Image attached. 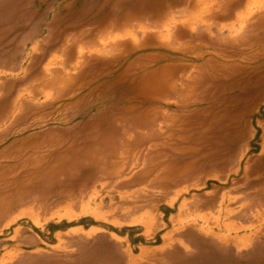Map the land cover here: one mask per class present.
I'll list each match as a JSON object with an SVG mask.
<instances>
[{
	"label": "rangeland",
	"instance_id": "obj_1",
	"mask_svg": "<svg viewBox=\"0 0 264 264\" xmlns=\"http://www.w3.org/2000/svg\"><path fill=\"white\" fill-rule=\"evenodd\" d=\"M248 1L0 0V264H170L201 239L210 264H264V25ZM158 71L184 89L144 102ZM186 94L152 163L144 146L118 176L78 163L30 184L103 111L176 113ZM124 123L118 141L140 139Z\"/></svg>",
	"mask_w": 264,
	"mask_h": 264
},
{
	"label": "bare ground",
	"instance_id": "obj_2",
	"mask_svg": "<svg viewBox=\"0 0 264 264\" xmlns=\"http://www.w3.org/2000/svg\"><path fill=\"white\" fill-rule=\"evenodd\" d=\"M261 1L260 0H253L251 3H249V1H248L247 5H246V10H247L248 15L253 14L254 12L252 11L251 7H252V5H255L257 7V10H258V12H257L258 16L256 19L260 20L264 25V15H261L264 12V2H261ZM141 5H143V4L141 3ZM143 7H144V5H143ZM144 8L146 9V6ZM201 10H203V9H201ZM128 19H130V18H128ZM163 25H165V23ZM112 35H113V33H112ZM236 40H237V38H236ZM83 54L84 53L81 52L80 56ZM93 55H100L102 57L103 56L104 57L110 56L109 52L105 51L104 49L98 50V51H91L88 57L92 58ZM80 63H83V61L78 62L75 66L79 65ZM162 67H165V66H162ZM163 71L162 72L158 71V73H153L152 75H150L147 78V80L145 79L146 81L143 82L142 87L139 88L140 92L147 93L146 95L142 96V99L144 102L155 101V102L166 103L167 100L169 98H171L172 96H174L175 93L180 92L184 89V86L182 84H179L172 79V77H173L172 71H166V72H163ZM56 74H59V72ZM98 77L99 76L97 74H93L91 76L90 80L88 79L89 81L87 82V85H89L93 81L97 80ZM41 79H42V77H41ZM72 79L73 78L70 74L64 73L62 79L60 78L58 81L61 82L62 85L67 86L68 84L71 83ZM44 84H46V83H44ZM113 84L111 83V85H113ZM58 85H60V84H58ZM111 85H109L108 87H110ZM53 86H55V85L53 84ZM192 87L193 86H189V89H191ZM138 99H140V98H138ZM188 103H189V94H186V96L183 97L180 100V102L178 103V110L176 111V113H169L167 111H164V110L156 107L155 105H152V106H150L146 109H142V110H138L137 107H135V105H134V106H129V108H125V109H121V110L115 108L116 111H113V112L103 111L95 119L93 125L91 126L92 128L89 130L87 136H85V139L81 140V144L83 142L84 143L82 145L81 144L79 145L77 143H73V145H71L66 151H64V153L60 154L54 160L52 165H50L49 167L44 169L42 172H39L38 174H36V176L32 177L29 180L30 184H31V182L34 183L35 180H38L39 182H41L43 184V182H45L47 179L60 176L64 172H67L66 170L72 169L75 166V164H78V163L89 164L90 162H92V164H94L96 166V168H98L101 172L105 173V175H107L109 177L118 176L124 170V165H125L124 164L122 166L121 164H119V162L127 159L131 152L138 151L141 148H143L144 146H148L146 148V150H147L146 161L152 163L155 159H158L161 156V151H159L157 153L156 149H158V147H159V149L162 150V148L165 147V142L160 141L162 134L165 135V133L163 131H165V129H166V131L169 133V136H171L172 131H174L173 128L183 126L184 121H182L181 118H179V115H180L179 113L180 112H186V108L188 106ZM137 105H138V102H137ZM124 122H126V123L129 122L130 125L133 127V129L136 132L142 134L140 139H133L132 138L133 136L127 135L124 138L122 137V139L120 141H118V137L120 136V134L123 133V127L122 126L125 124ZM120 127H122V129H118ZM129 133L130 132H127L126 134H129ZM149 143H151L152 146L148 145ZM155 153H156V155H155ZM107 158H109V159H107ZM108 161L110 162L111 165H113L114 168H112L111 166L110 167L108 166ZM149 172H150V170H149ZM148 174H150V173H148ZM146 175H147V173H146ZM168 187H169V185H168Z\"/></svg>",
	"mask_w": 264,
	"mask_h": 264
},
{
	"label": "crops",
	"instance_id": "obj_3",
	"mask_svg": "<svg viewBox=\"0 0 264 264\" xmlns=\"http://www.w3.org/2000/svg\"><path fill=\"white\" fill-rule=\"evenodd\" d=\"M216 238L217 235H213L212 237ZM219 236V235H218ZM229 236L227 237H222V236H219L217 242L222 246V247H225V246H229L230 243H233L232 245H234L237 249L239 250H243V249H246L245 248V244L240 242L239 240H236L234 238H229ZM213 240V239H212ZM199 242V241H198ZM201 244V247L200 249L198 250V252L195 254V256H185L184 259H178L177 262L175 263L174 259H171L169 262L170 264H210L209 261H211L210 259H208L207 257H204L203 255V252H204V247L205 245H208L206 243L205 240H202L200 241ZM211 250H215L214 248H211ZM178 254H180V250H176ZM213 253V252H212ZM207 256V255H206ZM211 256V255H210ZM171 257V256H170Z\"/></svg>",
	"mask_w": 264,
	"mask_h": 264
}]
</instances>
